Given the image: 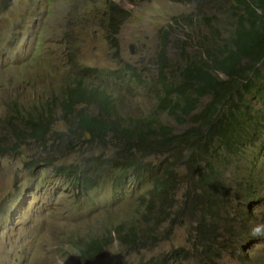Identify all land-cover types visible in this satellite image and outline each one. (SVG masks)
Wrapping results in <instances>:
<instances>
[{"label": "trees", "instance_id": "16d2710c", "mask_svg": "<svg viewBox=\"0 0 264 264\" xmlns=\"http://www.w3.org/2000/svg\"><path fill=\"white\" fill-rule=\"evenodd\" d=\"M172 1L193 4L195 11L174 17L169 30L159 32V75L155 88H150L158 104L152 114L133 117L122 112L107 88L87 83L89 78H100L97 70L85 68L69 74L74 78L60 98L32 108L15 101L11 116L0 122V160L32 145L31 164L55 165L56 157L34 159L38 145L44 151L49 142L58 144L53 150L58 159L79 152L78 161L55 165L54 171L80 195L92 191L101 183L97 179L105 177L114 191L133 181L146 188L138 197L133 221L123 220L112 225L108 235L77 242L75 256L63 264H169L188 259L190 253L184 248L136 262L122 261L110 252L113 244L131 253L156 245L157 230L166 222L191 223L196 234L192 245L199 250L192 256L196 264H227L223 254L244 258L243 248L264 240L263 225L250 215L252 201L261 196L257 180L243 185L246 191L234 197L220 161L264 137V0ZM127 15L110 4L109 41L116 43ZM201 24L208 25L210 34H202L192 53H187V45L176 66H169L170 29L185 33L186 26ZM185 43L179 40V45ZM128 68L132 73L118 70L116 75L148 85L133 66ZM163 113L181 126H190L176 132L161 120ZM58 124L64 130H56ZM183 156L190 173L178 170Z\"/></svg>", "mask_w": 264, "mask_h": 264}, {"label": "rangeland", "instance_id": "374dc122", "mask_svg": "<svg viewBox=\"0 0 264 264\" xmlns=\"http://www.w3.org/2000/svg\"><path fill=\"white\" fill-rule=\"evenodd\" d=\"M111 3L128 14L121 21L116 43L108 38ZM193 11L195 5L172 0H0V122L11 116L15 101L32 108L60 98L74 78L69 74L85 68L97 70L100 78H89L87 83L107 88L122 112L133 117L152 114L158 104L156 92L150 88H155L159 75L156 63L159 32L169 30L168 23L174 17ZM186 28L185 33L179 28L169 31V66L171 63L176 66L187 45V53H192L203 39L202 34H210L206 24ZM181 39L187 43L179 45ZM128 66H133L136 74L148 82L146 87L130 82L128 76L121 79L116 75L118 70L129 71ZM160 118L176 132L190 126L189 123L181 126L165 113ZM64 128L58 124L56 130ZM261 142L264 140L249 143L246 152L232 156L221 168L236 198L244 183L257 180L261 196L253 201L250 215L264 229ZM51 145L48 142L44 151L38 145L39 153L34 159L56 157L55 165L78 161L79 152L66 153L58 159L59 154L53 151L58 144ZM31 146L17 154L8 153L0 160V264H63L75 256L77 242L88 236L108 235L112 225L134 220L138 197L146 188L140 189L133 181L114 191L105 177L96 178L101 183L80 195L55 173V165L31 164L34 149ZM185 160L183 156L184 162L178 167L181 174L191 172ZM183 186V183L179 186L178 197ZM157 233L158 243L142 252L131 253L118 244L110 245L109 250L122 261L136 262L184 248L189 251V258L169 264H196L192 256L199 250L192 245L196 243V234L192 233L191 223L166 222ZM242 250L244 258L236 255L231 258L226 253L224 262L264 264V240Z\"/></svg>", "mask_w": 264, "mask_h": 264}, {"label": "clouds", "instance_id": "9594fccd", "mask_svg": "<svg viewBox=\"0 0 264 264\" xmlns=\"http://www.w3.org/2000/svg\"><path fill=\"white\" fill-rule=\"evenodd\" d=\"M221 77H224V75L222 74ZM259 140H264V137H263V138H260V139H258V140H256L255 142H257V141H259ZM255 142H253V143H255ZM262 144H263V143L261 142V145H262ZM248 145H249V143H246V146H245V147H241V149L235 151L234 154H232V155H230V156H224V157L220 160V161L223 160L221 163L226 162V161L229 160V158H231L232 156H236V155H238V154H241L242 152H246V149L248 148ZM220 161H219V162H220ZM249 182H250V180H248L246 183H244V185L248 187ZM244 191H246V189L242 187V190H241L240 194H242V192H244ZM240 194H239V195H240ZM253 201H254V200H253ZM253 201H252V203H253ZM254 232L258 234V233L260 232V229H259V228H256V229L254 230ZM262 237L264 238V235H263ZM260 242H262V241H255V242H251L250 244H259ZM97 264H98V263H97Z\"/></svg>", "mask_w": 264, "mask_h": 264}]
</instances>
